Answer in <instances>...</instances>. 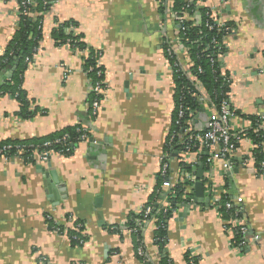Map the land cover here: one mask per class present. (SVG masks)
<instances>
[{
    "label": "crops",
    "instance_id": "1",
    "mask_svg": "<svg viewBox=\"0 0 264 264\" xmlns=\"http://www.w3.org/2000/svg\"><path fill=\"white\" fill-rule=\"evenodd\" d=\"M173 1L56 0L38 14L42 38L22 76L24 95L38 112L21 120L17 101L1 97L0 141H31L82 125L92 142L78 143L70 155L54 153L43 163L0 159V264H143L132 236L108 228H124L156 192L157 204L168 206L177 187L188 201L167 221L164 251L172 264H186L187 253L197 264H264V177L255 171L251 138L238 144L229 175L221 161L207 163L205 150L191 152L187 160L178 151L171 154L169 172L158 183L176 113L165 52L166 44L177 45L180 37ZM185 1L208 9L229 27L220 67L230 80L233 132H254L252 119L257 118L256 125L264 130V0ZM18 13L14 0H0V57L19 30ZM187 14L181 15L190 22ZM61 25L64 35L81 37L99 54L105 91L96 118L89 114L92 85L83 55L56 42ZM179 51L183 67L190 70L188 52ZM12 71L0 75V84ZM214 107L206 94L186 118L184 131L204 132ZM180 132L179 139L184 138ZM182 160L190 166L203 164L202 203H193L194 186L183 179ZM223 196L241 208L237 223L219 212L217 200L221 203ZM236 224L248 230L240 247L234 245ZM54 226L87 240L74 246ZM154 234V223L142 229V247L149 261L158 264Z\"/></svg>",
    "mask_w": 264,
    "mask_h": 264
},
{
    "label": "trees",
    "instance_id": "2",
    "mask_svg": "<svg viewBox=\"0 0 264 264\" xmlns=\"http://www.w3.org/2000/svg\"><path fill=\"white\" fill-rule=\"evenodd\" d=\"M43 1L49 2V4L44 5ZM52 0H34L35 7H27L28 11L37 15V19H33L32 16H24L21 14V10H19V30L16 33L14 40L11 41L10 46L6 49L4 54L0 57V75L3 74L6 70L13 69L11 72V76L8 79H5L2 84H0V98L6 95L10 96V98L17 101L20 105L21 112L18 114L21 120H29L35 117L37 111H34L30 108V105L24 95V91L22 90V76L23 73L29 63L32 62V55L36 52V49L39 47V42L42 38L41 33V21L42 18H38V14L46 12L52 3ZM165 1V0H159ZM173 11L181 16L184 11H187L189 15H192L195 11L200 15V19L198 20V25L194 28H190L182 35V43L188 49V55L191 59V68L190 72L195 77L196 81L193 82L190 79H187L183 71L180 69H172V76L175 84V109L176 113L174 116L173 123L176 120L177 108L182 103L180 99H184V106L189 109V111L184 116L183 120H186L189 113L195 110L198 106V102L189 96L188 89L192 91V93H198V87L203 88L206 94H208L210 100L213 103V106L217 105L219 101L225 97H227V92L229 85L223 83L225 80L222 73L221 67L219 63L210 64L208 61V55L212 53L211 41L217 40L222 43L223 34L216 33V27L213 26L212 30H209L206 27V23H212L209 20L207 14H210V11L203 7H196L195 2H187L185 0H174L172 4ZM34 15V16H35ZM191 22H186V26H190ZM211 25V24H210ZM62 27H58L57 33L55 36H59L56 39L57 44H66L71 50L77 49L79 52H85V56H82L83 66L88 78L91 79V85L97 82L99 79L96 77V71H103L102 67L98 65L99 54L93 52L89 47L83 42L82 38L75 35H64L63 29L65 25H61ZM229 28V27H227ZM223 52H225L223 48ZM172 62L171 60L169 61ZM200 67L202 69V73H197L196 69ZM88 68H92L91 72H88ZM197 84V85H196ZM94 99V94L91 93L89 96L88 102L90 103ZM254 125L253 132L248 133V137L253 140L254 143H260L264 141V130L258 128L257 119H252ZM82 125H76L70 128H67L61 132L51 134L48 137L31 140V141H0V149L3 147H10L9 150L5 153L9 159L20 158L24 164H35L36 160L34 158V153L42 154L44 152H60L63 149H69L68 153L61 155H70L74 152V149L77 147V144L81 142V131L80 128ZM175 131L176 135L181 134L180 129L176 128L173 125L172 131ZM198 134V133H193ZM59 141V143H55ZM46 143H50V146H45ZM21 150L23 153L17 156V152ZM180 150V146L176 145V137L175 141L170 145H166L165 151L168 154L169 158L172 156L173 152H178ZM255 155V164L256 168L260 162L264 161V152L259 150H254ZM205 159L202 158L201 161ZM179 166L184 172H193L190 165H185L184 163H180ZM165 179V178H164ZM161 180L158 183L162 182ZM160 194V193H159ZM159 194L154 196L151 203L147 204L139 214H132L129 218L128 223L124 228L119 226H111L108 228V231L113 234L121 235L123 231L131 230L130 235L134 239L135 248L142 246V229H138L136 227V220H154L155 224V234L154 241L155 245L160 252V258L158 264H172V261L166 257L165 254V246L167 241V221L172 215V212L183 204L187 199V195L184 193L181 187H177L174 192H172L168 196V207L166 208V212L163 211L161 206L157 204L159 198ZM224 199L221 201L219 205V212L222 217L226 220H232L234 217V209L226 210L223 204L226 201H230L229 197L223 196ZM188 201V200H187ZM150 207L151 213L148 217L144 216L143 211ZM238 218L240 215L237 216ZM148 221V222H149ZM59 226H54L57 228ZM62 230V227H59ZM66 235L69 241L74 246H82L86 242V237L84 235H80V233H76L74 231H66ZM241 235L236 232V237L234 239V245L239 246L241 244ZM240 247V246H239ZM144 251V250H143ZM143 264H154L149 261V259L143 254L142 257L138 258ZM186 264H197L196 258L192 257L190 254L185 255Z\"/></svg>",
    "mask_w": 264,
    "mask_h": 264
},
{
    "label": "built area",
    "instance_id": "3",
    "mask_svg": "<svg viewBox=\"0 0 264 264\" xmlns=\"http://www.w3.org/2000/svg\"><path fill=\"white\" fill-rule=\"evenodd\" d=\"M17 3L18 6V11L21 10V14L24 16H33L34 13H31L28 11L27 7H35L34 0H14ZM159 1V0H156ZM56 0H52L50 3L54 4ZM44 5L49 4L47 1H43ZM197 7V6H196ZM198 8V7H197ZM187 14V11H184ZM189 15V14H187ZM209 17V20L212 21V23H206V27L209 30L213 29V26L216 27V33L218 34H223L222 36V43H220L217 40H212L211 41V46H212V53L208 55V61L210 64H215L219 63L221 64V59L224 55L223 52V39L226 35L230 33L229 28H227L225 25L214 19L212 13L207 14ZM188 18L190 19V26H186V22H188L183 15L178 16L176 20L178 21V26H179V33L180 37L178 39L177 45H173L170 42L166 44L165 47V52H166V57L167 61L169 64L170 69L172 70L173 68L175 69H180L183 71L184 76L187 79H190L191 81L195 82L196 79L195 77L191 74L189 69H185L181 63V57H180V47L186 49L188 52V49L184 46L182 43V35L186 33V31L190 28H194L198 25V20L200 19V15L198 14L197 11H195L192 15H189ZM211 24V25H210ZM180 46V47H179ZM74 52L81 53L83 56H85V52H79L77 49L73 50ZM172 61L171 63L169 61ZM99 65V64H98ZM93 69L88 68V72H91ZM197 73H202V69L198 67L196 69ZM68 73V72H67ZM96 77L99 79L97 82H95L92 87H91V93L94 94V99L89 103V114L92 118H96L98 113L101 111V102L103 101L104 98V72L101 70L96 71ZM223 75V74H222ZM224 77L223 83L226 85L230 84L229 78ZM197 85V84H196ZM198 93H192L191 90L188 89V94L192 98H194L197 102L198 101H204V97H206V93L203 90V88L198 87ZM182 103L178 106L177 108V115H176V120L174 122V125L176 128H179L184 132L185 137L179 139V135L175 134V131H171V133L168 136L167 139V144L170 145L172 142L175 141L176 137V145L180 146V154H182L184 157V160L186 159V156L190 154L191 152H196L199 150H205L209 153L208 158L206 159L208 164H211L215 159L219 160L222 162V168L223 171L228 172L233 169V163H234V152L236 151V148L238 144L243 141L245 138H248V132H243V133H238V132H233L232 126H233V120L236 117L235 111L232 109L228 98L225 97L219 101L217 105H215L214 113L213 115L208 119L207 124H206V129L202 133L198 134H193L190 133L188 130L184 131V127L186 125V120L184 119V116L186 113L189 111L187 107H185L184 104V99H180ZM257 123H259V118H257ZM80 131L82 133L81 135V142H90V135L89 131L85 127H81ZM186 132V133H185ZM55 143H59V141H56ZM45 146H50V143H46ZM10 147H3L0 149V159L3 161H8L9 157L5 155L7 150H9ZM253 149L254 150H259L261 149L264 152V141H261L260 143H254L253 144ZM69 149H63L60 152H57L55 154H65L68 153ZM23 152L19 150L17 152V156L21 155ZM54 154V152H44L42 154H37L34 153V158L36 160V163H43L46 162L49 157ZM182 163L183 162L182 160ZM195 166V164L191 165ZM170 169V160L168 154H164L161 157V170H160V176L162 179H164ZM256 173L264 177V161L260 162L257 168H255ZM183 179H186L191 185H194L197 182L196 179V174L194 173H188L183 171ZM185 192V191H184ZM220 200V199H219ZM237 202L241 203V199L237 198ZM220 202L217 200V205L219 206ZM224 208L226 210L234 209V217L233 221L237 223L238 221V215L241 213V208L235 207L230 201H226L223 204ZM167 204H161V208L163 209L164 212H166ZM144 216L148 217L151 213V208L148 207L144 211ZM149 221V220H148ZM147 220H136L135 224L138 229H144L145 226L149 225L150 223H154V220H150L148 222ZM233 229L240 234V235H245L246 232L248 231L246 227L241 226V225H233ZM55 230L61 235H64L66 231H62L59 227L55 228ZM124 232V231H123ZM128 234H130L132 231L128 230L125 231ZM241 245V244H240ZM143 247L139 246L137 248V255L139 257H142L144 254Z\"/></svg>",
    "mask_w": 264,
    "mask_h": 264
},
{
    "label": "water",
    "instance_id": "4",
    "mask_svg": "<svg viewBox=\"0 0 264 264\" xmlns=\"http://www.w3.org/2000/svg\"><path fill=\"white\" fill-rule=\"evenodd\" d=\"M7 76L9 77L10 74L7 73ZM92 142V140H90ZM193 171L196 170V179L197 182L193 185V192H194V197H193V203L197 204V203H202L203 201V197H204V184H203V164L199 163L196 167L192 168ZM233 171V169L231 171L226 172L227 175H229L231 172ZM51 177L53 178V174H50ZM50 188H52V186H50ZM204 202V201H203ZM206 202H208L206 200ZM189 206H186V209H188ZM182 216V215H181Z\"/></svg>",
    "mask_w": 264,
    "mask_h": 264
}]
</instances>
